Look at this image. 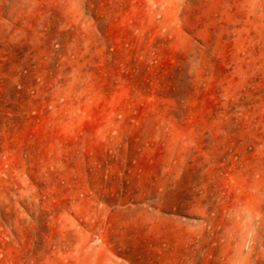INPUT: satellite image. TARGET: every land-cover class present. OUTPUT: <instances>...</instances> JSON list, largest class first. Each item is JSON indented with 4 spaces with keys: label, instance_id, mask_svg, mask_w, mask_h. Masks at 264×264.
Returning a JSON list of instances; mask_svg holds the SVG:
<instances>
[{
    "label": "rangeland",
    "instance_id": "1",
    "mask_svg": "<svg viewBox=\"0 0 264 264\" xmlns=\"http://www.w3.org/2000/svg\"><path fill=\"white\" fill-rule=\"evenodd\" d=\"M0 264H264V0H0Z\"/></svg>",
    "mask_w": 264,
    "mask_h": 264
}]
</instances>
